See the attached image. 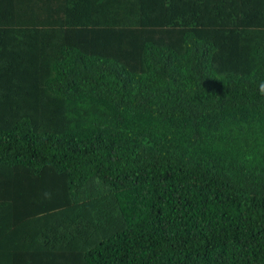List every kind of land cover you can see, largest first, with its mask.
<instances>
[{
  "label": "trees",
  "instance_id": "16d2710c",
  "mask_svg": "<svg viewBox=\"0 0 264 264\" xmlns=\"http://www.w3.org/2000/svg\"><path fill=\"white\" fill-rule=\"evenodd\" d=\"M262 84L264 0H0V264H264Z\"/></svg>",
  "mask_w": 264,
  "mask_h": 264
},
{
  "label": "clouds",
  "instance_id": "9594fccd",
  "mask_svg": "<svg viewBox=\"0 0 264 264\" xmlns=\"http://www.w3.org/2000/svg\"><path fill=\"white\" fill-rule=\"evenodd\" d=\"M260 91L262 94H264V84L261 85ZM45 195H47V193Z\"/></svg>",
  "mask_w": 264,
  "mask_h": 264
}]
</instances>
